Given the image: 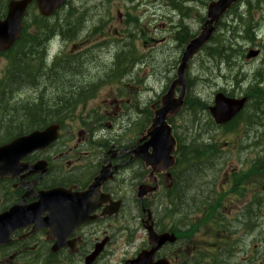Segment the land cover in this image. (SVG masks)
Here are the masks:
<instances>
[{
    "label": "rangeland",
    "instance_id": "1",
    "mask_svg": "<svg viewBox=\"0 0 264 264\" xmlns=\"http://www.w3.org/2000/svg\"><path fill=\"white\" fill-rule=\"evenodd\" d=\"M212 1L215 0H68L57 15L48 19L49 24L56 23V29L63 28V35L47 33L48 28L45 29L42 40L58 36L49 43L47 40V44L43 41L41 45H36L33 48L35 55L20 63L19 71L10 75L11 81L5 86L11 58L0 55V142L22 128L28 129L36 124L44 117L43 113L53 110V105H61L60 99L66 98L69 89H74L72 92L75 93H71L76 95V89H86L88 84H102L118 61L117 57L126 62L119 54L122 51L132 52L129 56L132 79L118 78L101 85L86 103L85 111L88 113L101 106L115 105L120 99H127L129 93L136 99L139 96L144 103L148 101V105L161 100L176 78L187 46H183L181 38L188 34L192 36L191 40L200 33ZM9 2L0 0V14L7 13ZM41 17L36 5L31 7L26 17L29 22L27 34L34 40L43 33L45 25ZM247 33L253 34L252 40L246 39ZM215 36L218 38L215 37L196 56L187 70L186 107L174 119V128L177 139L183 143L182 147L188 145L187 137L190 136L194 137L199 153L214 147L223 158H227L214 189L215 208H203L196 214L197 209L191 204L190 207L186 205L184 210L181 207L179 214L185 218L190 217L187 216L189 214L196 215L187 226L186 220L179 218L182 223L180 232L186 243L184 249L188 246L193 248V243H189L191 241H210L213 251L231 243L237 246L235 259L257 264L259 260H251L256 257V252H264V237H261L264 219L262 225L255 223L256 220L246 223L242 215L247 214L246 209L242 208L249 201L264 197V126L247 128L245 113L236 119L234 125L218 128L208 108L217 92L228 93L235 98H241L246 93L253 94L255 101H252L250 117L257 115L259 122L264 123V94L260 92L264 90V0H242L223 17ZM46 47L43 54L42 49ZM218 47L220 50H216ZM238 48L240 53L236 52ZM250 49L260 50L259 56L247 59ZM223 50L227 52L223 53ZM57 60L60 65L52 67L51 71ZM136 61L141 63L137 65ZM67 63L70 67L65 70ZM33 73H38L37 85L28 79L33 78ZM43 73L44 76L40 75ZM118 88L131 90L120 96ZM204 103L208 105L207 110L202 109ZM195 117L197 120H194ZM79 130L80 127H77L76 131ZM131 130L135 128L131 126ZM193 155L187 152V160ZM203 167L191 180L187 178L184 199L188 203H193L195 199L203 201L202 207H205L212 193L210 179L214 167L210 162ZM245 172L256 175L252 182L242 177ZM237 176L243 178L245 184L237 180ZM181 188L183 184H180ZM217 210L224 215L221 219ZM154 211L159 220L166 222L164 219L169 215L166 209L157 207ZM169 217L172 218L171 215ZM226 217L233 222L232 227H229ZM261 217L264 218V211H261ZM170 223H173L172 219ZM137 232V241L127 244L123 240L125 246L106 264H122L142 248L139 237L147 239V232L140 227Z\"/></svg>",
    "mask_w": 264,
    "mask_h": 264
},
{
    "label": "flooded vegetation",
    "instance_id": "2",
    "mask_svg": "<svg viewBox=\"0 0 264 264\" xmlns=\"http://www.w3.org/2000/svg\"><path fill=\"white\" fill-rule=\"evenodd\" d=\"M58 61L51 66V71L52 67L60 65ZM69 67L67 63L64 69ZM122 69L129 71L124 77L132 79L128 65ZM40 75L44 76V73ZM73 90L69 89L68 96ZM75 91L85 97L76 106L70 103L53 105V110L43 113L44 117L36 124L28 129L22 128L0 142V147H3L17 139L36 135L34 151L21 152L23 156H15L18 160L7 156L3 162L6 168L0 171V264H106L125 246L123 240L127 244L137 241V230L143 228L147 239L139 237L142 248L122 262L127 264L137 259L142 251L153 247L147 230L152 223L158 234L172 231L176 236L174 242L164 244L157 251L155 263L249 264L246 260L235 259L237 246L231 243L213 251L210 241H191L193 248L188 246L184 249L186 243L180 232L181 220L170 223L168 214L164 219L166 222L157 218L154 209L161 207L169 211L170 205L176 202L171 198L176 182L192 171L185 167L188 162L184 156L178 155L179 143L174 154L175 164L165 173L154 174L153 168L134 153L147 142L142 138L152 124L154 110L161 107V100L149 106L150 114L148 101L142 103L139 96L136 99L129 93L127 99H120L115 105L101 106L87 113L85 107L90 99L85 101L88 95L84 94L90 91ZM260 92L264 94V90ZM117 93L123 96L126 91L118 88ZM242 97L246 98V103L240 114L247 113L246 127L264 126L257 115L250 117L255 95L246 93ZM214 103L215 98L212 105ZM237 117L221 125L212 121L216 127L225 129L234 125ZM174 119H170L173 131ZM131 126L135 130H131ZM77 127H80L79 131H76ZM77 134L79 138L76 139ZM256 143L261 146L259 141ZM212 150L214 153L208 161L214 167L210 179L212 193L205 207L200 200L195 199L191 203L196 207V213L200 208H215L214 189L227 156L223 158L214 147ZM149 151L152 152L151 149ZM255 176L245 172L242 177L252 182ZM243 178L236 177L245 184ZM156 185L159 189L148 195V186ZM141 188L143 195L139 197ZM187 203L181 200L183 210ZM242 209H246L247 214H242L246 223L256 220L255 223L262 225L264 197L249 201ZM148 211L152 212L153 222L148 221ZM217 211L221 219L224 215ZM226 220L232 227L233 222L227 217ZM256 253L251 261L259 260L257 264H264V252Z\"/></svg>",
    "mask_w": 264,
    "mask_h": 264
},
{
    "label": "water",
    "instance_id": "3",
    "mask_svg": "<svg viewBox=\"0 0 264 264\" xmlns=\"http://www.w3.org/2000/svg\"><path fill=\"white\" fill-rule=\"evenodd\" d=\"M34 1L37 2L42 15L46 17L54 15L57 10L66 4V0H11L8 5L7 17L5 19L0 18V53L9 50L20 38L24 15L28 6ZM239 1L215 0L208 5L207 20L202 26L200 33L187 44L178 67L177 78L163 95L161 107L154 111L152 124L142 138L143 141L147 142L134 151L138 157L153 168L154 174L169 170L175 163L174 153L177 149V140L168 121L171 117L179 115L185 106L188 92L187 70L190 67V63L210 43L223 17ZM259 54V50H251L247 55V59L256 58ZM177 89L180 91L178 96H176ZM245 103L246 98H229L223 93H219L215 97V105L210 108V112L217 124H225L242 111ZM35 136L18 139L8 146L0 147V171L6 168L3 162L6 161L7 156L18 160L15 156H22L20 153L24 152L26 148H33ZM150 149L152 152L149 151ZM157 190L158 185L155 187L148 186V194ZM140 192L139 197H142V188ZM148 221L153 222L151 212L148 213ZM147 230L150 244L153 247L150 250L142 251L137 259L129 261L127 264H170L167 261L155 263L154 259L157 251L164 244L176 240L175 235L169 232L158 234L154 229L153 223L148 225ZM94 258L95 256L92 257V260Z\"/></svg>",
    "mask_w": 264,
    "mask_h": 264
},
{
    "label": "trees",
    "instance_id": "4",
    "mask_svg": "<svg viewBox=\"0 0 264 264\" xmlns=\"http://www.w3.org/2000/svg\"><path fill=\"white\" fill-rule=\"evenodd\" d=\"M41 20H42V22H43V24L45 26H43V28H42L43 33H42V35L40 37H37V39L34 40L31 36H29L27 34L28 31L25 30L24 33H23V37L21 38V40L15 45V47L11 51H9L6 54V56H8V57L11 58V65H10V67L8 69L9 75H8V78L5 81L4 86L7 85L9 81H11L10 75L11 74H15V73H17L19 71L20 63L24 59H26L27 57L30 58L32 55H35L36 52H33V48L37 47L36 45H41V43L43 41L45 43L48 40V39L42 40L43 39V36H44L45 29L48 28L47 31H46L47 33L55 32V33H58V34H62V29L63 28H60V29L57 28L56 29L55 28V24L56 23H54V25L53 24H49L48 19H45L44 17H41ZM26 23H27L26 26H29V22H26ZM49 25L53 26V28H51V26H49ZM252 35L250 33H247L246 39L247 40H252ZM191 37L192 36H189L188 34H185L181 38V42L183 43V46L184 47H185V45L188 44V42L190 41L189 39ZM215 37L216 36H214L213 39ZM217 38L218 37H216V39ZM213 39L211 41H213ZM39 40H41V41H39ZM49 40H48V42H49ZM34 41H37V42H34ZM216 50H220V47H218ZM224 52H227V51H224L223 50V53ZM236 52L237 53H240L241 52L240 48H238L236 50ZM119 54L121 55L122 60L124 59L126 62H122L121 60H119V57H117V60L118 61L115 62L114 67L111 69V71H110V73L108 75V78L106 77V79L104 81H102V84H100V83L88 84L89 86L86 89H88L90 92L88 94H84V95H88V97L85 99V101H87L88 99H90V97H92L97 92V90L99 89V87L101 85H103L105 83H109V81L112 82L114 80H117L118 78L119 79H123L124 76H125V74L127 72H129L128 70L125 71L122 68L128 65V69H129V64L132 63V62H129L130 61L129 56L132 54V52L130 50H128V52L127 51H122ZM140 63H141V61H138L135 64L139 65ZM23 69L25 70V66L23 67ZM76 71L77 70H75L74 72H76ZM26 74H27V71H26ZM37 74L38 73H35V74L33 73V78H28L30 80V83H34L35 85H37V83H38V81H37L38 80V77L36 76ZM125 91H126V93H128L129 88L127 90H125ZM72 93H75V92H72ZM84 98H85L84 96H80L79 94H76V95L73 94L70 97H68V94H67L66 98L60 99V101H62L61 102L62 104H68V103H70L71 105L72 104L75 105L76 103H78L79 100L84 99ZM136 103H138V100H137ZM142 103H144V102H142ZM150 105H151V103L148 105V111L151 114L152 112H151V109L149 108ZM207 106L208 105L204 103L202 109L203 110H207ZM194 120H197V117H195ZM188 132H189V128H187V133ZM187 141H189L188 142V145H184V147H182V144L183 143L181 141L179 142V140H178V143H179L178 155L180 156L182 154L184 156L185 161L188 162L185 165L186 168L193 169L196 172L191 171L189 173H186V175H183L181 177L182 179L181 180H178L176 182V185L174 186V190L172 191L171 198L174 199V201H176V202H174V203H172L170 205L169 211L174 216V219H176V220L180 218L179 212L182 211L181 210V200H183V201L185 200L184 199L185 198L184 194H185L186 185H187V178H188V180H191L192 177L195 175V173H197V170H202L204 168L203 165H206L207 164V162L209 161L210 156H212V154L214 153V151L213 150H210V149L206 150L205 152H202V153L200 152L199 153V151H197L196 150V147H195L194 137L188 136L187 137ZM187 152H191L192 154H194L193 156L189 157L188 160H187V157L188 156H186V153ZM193 162H195V163L192 165ZM189 163H191V164H189ZM190 173L192 175H187V174H190ZM200 183H202V182H200ZM180 184H183V189L182 188L180 189ZM207 199L209 200L210 197H208ZM190 204L191 203H187V207L188 206L190 207ZM202 209L203 208H200L198 210L199 211H202ZM193 215H195V214H189L187 216L193 217ZM190 217H186L187 218L186 220H189Z\"/></svg>",
    "mask_w": 264,
    "mask_h": 264
},
{
    "label": "bare ground",
    "instance_id": "5",
    "mask_svg": "<svg viewBox=\"0 0 264 264\" xmlns=\"http://www.w3.org/2000/svg\"><path fill=\"white\" fill-rule=\"evenodd\" d=\"M51 41H52V39H50ZM49 40V41H50ZM46 43V42H45ZM49 43V42H48ZM51 43V42H50ZM47 44V43H46ZM46 49H47V47L45 48V49H42L43 51H42V53L44 54V52L46 51Z\"/></svg>",
    "mask_w": 264,
    "mask_h": 264
}]
</instances>
